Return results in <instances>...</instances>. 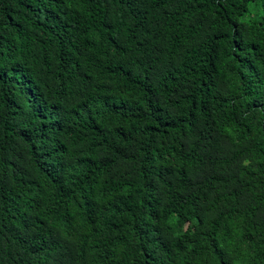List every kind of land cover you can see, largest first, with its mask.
I'll use <instances>...</instances> for the list:
<instances>
[{"label": "trees", "instance_id": "trees-1", "mask_svg": "<svg viewBox=\"0 0 264 264\" xmlns=\"http://www.w3.org/2000/svg\"><path fill=\"white\" fill-rule=\"evenodd\" d=\"M0 264H264V0H0Z\"/></svg>", "mask_w": 264, "mask_h": 264}]
</instances>
